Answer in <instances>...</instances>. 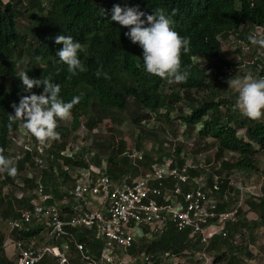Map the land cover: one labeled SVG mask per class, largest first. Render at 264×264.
<instances>
[{
  "label": "trees",
  "instance_id": "obj_1",
  "mask_svg": "<svg viewBox=\"0 0 264 264\" xmlns=\"http://www.w3.org/2000/svg\"><path fill=\"white\" fill-rule=\"evenodd\" d=\"M116 4L138 6L146 15L162 9L172 21V28L190 39V51L182 54V70L189 72L186 82L168 83L144 72L142 49L125 36L127 28L111 21V10ZM21 21L31 26V44L25 43V36L19 31ZM254 26L264 28V0H0V149H3L0 154L6 158L10 156L9 150H13L11 137L22 127L20 122L13 123L11 129L8 127L9 114H14L11 105H18L23 95L31 94L23 91L18 77L20 71H27L33 79L50 78L53 83L60 84V98L65 102L80 97V102L71 110L69 125L61 126L58 121L59 140L44 144L41 153L37 148L32 151L20 148L23 154L15 164L17 175L10 177L5 172L0 179L1 219L5 222L16 219L18 210L30 209L29 196L20 199L16 196L19 191L35 188L36 179H26V173L37 168L36 159L42 162L36 177L44 192L55 199L67 195L74 186L71 170H86L89 165L100 167L102 159L98 152L93 158L85 159V154L92 150L90 147H82L70 157L62 152L66 147L71 148L80 127L91 133L107 120L120 121L116 113L122 111L128 101L134 106L129 111L130 124L139 131L135 150L142 158L132 161L125 154L124 143L116 142L111 135L110 140L118 144L111 148L107 158L106 172L112 182H130L164 158H173L178 165L184 164L181 140L175 143L174 140L159 141L156 136L159 150H142L141 137L148 132L143 125L152 119H164L168 123L174 109L178 111L176 119L183 134L190 135L196 130L198 141L193 157L205 149H215L212 161L207 158L206 164L211 165V174L223 178L222 193L234 170L241 171L246 179L258 173L264 175L256 160L257 154L264 153V119L253 121L235 110L237 93L229 90L227 80L236 77L233 70L241 65V61L225 58L222 47L230 33L247 31ZM60 34L81 43L83 50L78 53V58L85 71L73 76L67 66L59 62L56 52L62 45L55 43V37ZM24 61H28L27 66ZM255 67L256 64L253 70ZM97 72L101 75L97 76ZM165 86L169 89L167 93L163 91ZM42 91L43 86L32 89L35 94ZM185 108L188 112H184ZM178 131L174 130V134ZM240 131H243L242 136H239ZM204 173V169L191 171L193 177ZM17 183L23 188H18ZM5 186H9L7 193L2 192ZM262 194L258 199H247L248 211H240L238 221L226 226V237L215 236L206 247L189 240L188 231H178L170 226L153 240L141 238L127 253L136 258L134 264L144 263L140 258L143 253L153 264H163L161 256L165 253L182 256L184 250L195 252L203 248L213 258V264H242L241 257L253 260L255 255L249 248L254 245L258 230L264 226V185ZM233 205L232 201L223 203L219 210L230 209ZM248 213H253L256 219H247ZM42 230L40 225L31 223L11 235L27 247L31 238L37 240ZM69 230L72 238L84 244L93 258H100L102 244L94 238L92 231ZM5 241V234L0 231V264H9L4 257ZM70 249L74 252L72 246ZM72 262L80 264L77 258ZM45 264L57 263L47 259Z\"/></svg>",
  "mask_w": 264,
  "mask_h": 264
},
{
  "label": "built area",
  "instance_id": "obj_2",
  "mask_svg": "<svg viewBox=\"0 0 264 264\" xmlns=\"http://www.w3.org/2000/svg\"><path fill=\"white\" fill-rule=\"evenodd\" d=\"M253 34L264 38V28L254 26L247 31L230 33L226 43L230 41L241 50V54L243 52L250 56L246 64L249 70H240L239 75L244 77L250 74L253 78L261 79L264 78V50L248 40V36ZM19 132L23 138L22 143H17L20 148L24 151L34 148L40 153L43 151L44 144L33 140L23 128ZM69 149L66 147L62 155L70 157L67 154ZM22 154L20 150L16 152L13 166ZM128 156L132 161L142 158L135 148ZM191 157L192 161L189 159ZM191 157L181 156L185 159L182 165H178L173 158H164L161 163L152 164L141 176L122 183L109 179L106 172L108 166L103 164L104 161L100 167L89 165L86 170L76 169L72 175L74 186L59 199L45 193L36 173L27 171L26 179L35 178L36 186L32 190L19 191L16 197L29 196L30 209L18 210V217L6 220L5 227L10 234L23 230L31 223L40 225L43 228L40 236L44 240L38 244L33 237L25 247L20 240L14 239V254L9 264H45L47 259H54L57 264H76L72 262L73 258H77L80 264H114L121 254L130 259L127 252L138 240L143 237L147 241L153 240L170 226L178 231H188V239L199 242L203 247L215 236L225 238L226 226L238 221L240 211H248L245 201L262 197L264 175H258L259 180L253 184L256 176L246 179L241 171L234 170L222 193L220 185L223 178L211 174L206 159L197 162L195 157ZM41 164V160L36 159L39 173ZM63 169L66 170V167ZM194 169H204L205 173L193 177L191 171ZM3 177L1 173L0 179ZM17 187L23 188V185L17 183ZM2 191H9V186L3 187ZM230 201L234 202L232 208L219 210V205ZM69 229L92 231L94 238L102 244L100 258H93L84 244L72 238ZM71 246L74 252H71ZM182 256L165 253L161 259L163 264H213V258L204 248L195 252L184 250ZM140 258L144 259L142 264H153L144 253ZM131 260L135 263L136 258Z\"/></svg>",
  "mask_w": 264,
  "mask_h": 264
},
{
  "label": "clouds",
  "instance_id": "obj_3",
  "mask_svg": "<svg viewBox=\"0 0 264 264\" xmlns=\"http://www.w3.org/2000/svg\"><path fill=\"white\" fill-rule=\"evenodd\" d=\"M111 11V21L127 28L125 36L142 49L143 70L146 74L168 83L187 81L189 72L187 69L182 70V54L190 51V39L182 37L172 28V21L162 9L146 15L138 6L121 7L116 4ZM248 40L252 45L264 49V38L253 34L248 36ZM55 43L62 45L56 56L61 64L67 66L71 75L85 71L78 58V53L83 50L81 43L63 34L55 37ZM24 64L27 66L28 61H24ZM100 75L101 73L97 72V76ZM18 77L22 81L23 91L31 94L23 95L18 105H11L14 114H9L8 127L11 129L13 123L20 122L23 129L40 144L59 140L58 121L70 119L71 110L80 102V97L75 96L70 102H65L60 98V84L53 83L50 78L33 79L23 70ZM227 84L228 88L237 93L235 110L253 121L264 119V78L256 79L249 74L243 78L231 77ZM39 86H43L42 93H33L32 89ZM2 152L3 149H0V153ZM5 172L8 176L15 177L17 168L0 154V173Z\"/></svg>",
  "mask_w": 264,
  "mask_h": 264
},
{
  "label": "rangeland",
  "instance_id": "obj_4",
  "mask_svg": "<svg viewBox=\"0 0 264 264\" xmlns=\"http://www.w3.org/2000/svg\"><path fill=\"white\" fill-rule=\"evenodd\" d=\"M19 31L20 33L25 36V43H32V29L31 26L27 25L25 21L19 22ZM223 56L229 60H238L241 61V64L243 63V66H239V68H235L233 70V74L238 77L240 70H246L248 71V67H246L247 62L249 61L250 56L245 55L243 52L241 54V50L237 49L234 44H232L230 41L228 43H225L223 46ZM229 90H233L229 88ZM163 91L167 93L169 91L168 87L165 86ZM178 104L177 106H179ZM134 106L131 104L130 101L127 102V104L124 106L122 111L117 112V116L120 118L119 120L111 119L103 122L102 124L98 125L91 133L87 132L83 127H80V129L75 133L74 143L69 149V155H72V153L82 147H90L92 150L90 153L85 154V159L89 160L94 157V155H97L96 153H99V157L104 161V165L108 166L109 162L107 161V158L110 156L111 148L114 146H118L116 143L117 141L121 140L125 145V154L130 155L132 152H134L135 147V138L138 135V128L136 126H133L130 124V115L129 111ZM184 112H188L187 109H184ZM177 110H173L170 113V121L167 123L164 119L157 120L152 119L148 123H145L142 128L147 130L148 132L141 137L142 141V150L143 151H150L154 152L153 150H159L160 144H158V141H167V140H174L178 141L181 140L183 142L182 146V152L181 156H192L193 149L195 148V142H197V136H196V130L192 131L190 135L183 134L182 128L181 131L179 129L180 122L176 119L177 116ZM71 118V117H70ZM118 118V119H119ZM70 119L66 121H59V124L61 126L63 125H69ZM179 129V131H178ZM174 130H177L178 132H175ZM178 133V134H177ZM113 135L115 137V141L113 139L110 140V136ZM243 135V131L239 132V136ZM158 138H157V137ZM157 138V140L155 139ZM13 150H9L10 161L12 162L15 158L14 155L18 150H20V147L17 143H22V133H16L14 136L11 137ZM49 141L47 144L49 145ZM171 142V147L174 149V144ZM109 145V146H107ZM167 147V145H166ZM141 151V150H140ZM157 152V151H156ZM215 149H205L201 151L199 154L195 156L197 159V162H201L207 158H209L211 161L213 159ZM15 153V154H14ZM226 158H229L228 155H226ZM8 159V158H7ZM192 161V157L189 158ZM256 160L258 161V167L259 170L262 172L264 171V153L260 152L256 155ZM211 165L208 164V169H210ZM33 173H36L38 175L39 168H34ZM75 173V170H71L70 174L73 175ZM207 173V172H206ZM1 174V173H0ZM5 174V173H3ZM259 173L257 175H254L256 177L253 178V184L257 183L259 180L258 177ZM3 192V191H2ZM9 192V191H7ZM6 192V193H7ZM248 218L250 220H255L256 217L253 213H249ZM0 231L5 234L6 227H5V221L1 219L0 217ZM256 240L254 242V245H251L249 250L255 254V259L248 260L247 258L241 257V263L242 264H264V226L260 230H258V233L256 234ZM42 240H44L41 236L37 238V243L41 244ZM114 264H134V261L131 260V258H127L124 254H121L120 256H117L116 262ZM193 264V263H188Z\"/></svg>",
  "mask_w": 264,
  "mask_h": 264
},
{
  "label": "crops",
  "instance_id": "obj_5",
  "mask_svg": "<svg viewBox=\"0 0 264 264\" xmlns=\"http://www.w3.org/2000/svg\"><path fill=\"white\" fill-rule=\"evenodd\" d=\"M5 235H6V241H5L3 251H4V257L9 262L12 255L14 254V242H13L14 239H13L11 233L9 234L7 231H5Z\"/></svg>",
  "mask_w": 264,
  "mask_h": 264
}]
</instances>
